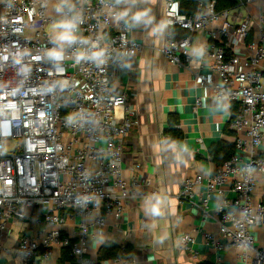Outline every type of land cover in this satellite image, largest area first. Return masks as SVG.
Here are the masks:
<instances>
[{
	"label": "built area",
	"instance_id": "2783aa9c",
	"mask_svg": "<svg viewBox=\"0 0 264 264\" xmlns=\"http://www.w3.org/2000/svg\"><path fill=\"white\" fill-rule=\"evenodd\" d=\"M51 1L56 14L50 13ZM0 8V252L15 253L26 264H44L61 246L69 248L78 264H99L88 254L90 225L80 224L75 238L65 235L63 211H103L91 226L96 236L107 214L121 217L138 196L141 164L128 166L130 177L123 166L135 112L126 91L112 81L115 71L128 68L142 50L133 37L132 10L116 0H0ZM164 16L169 27L165 58L187 66L195 56L189 34L208 30L212 42L202 56L219 82L201 73L196 81L237 106L230 123L237 151L213 174L186 177L179 195L190 199L205 184V193L193 202L202 217L213 216L223 240L241 250L238 264H264V154L259 153L264 139V31L247 45L253 52L242 55L239 46L256 23L253 19L231 20L229 9L217 10L215 0L201 2L195 15L181 12L179 0H165ZM215 22L220 27L209 31ZM59 24L65 28V42L48 31ZM181 30L188 34L181 36ZM245 149L251 151L246 160L238 154ZM226 186L234 197H226ZM212 193L222 197L213 215ZM157 194L154 190L150 196ZM11 219H31L39 228L4 246L1 239ZM253 227L262 229L261 243ZM206 238L216 250L224 248L216 235ZM193 241L185 233L178 248L188 249ZM117 260L130 264L124 257Z\"/></svg>",
	"mask_w": 264,
	"mask_h": 264
},
{
	"label": "crops",
	"instance_id": "0c3cea01",
	"mask_svg": "<svg viewBox=\"0 0 264 264\" xmlns=\"http://www.w3.org/2000/svg\"><path fill=\"white\" fill-rule=\"evenodd\" d=\"M116 1L132 10L135 27L133 37L142 44L141 52L131 65L117 69L112 80L114 85L126 91L128 105L135 112V124L125 139L123 166L125 176L130 177L132 173L128 166L141 164L137 172L140 180L136 187L138 196L128 202L121 217L114 213L107 214L106 224L96 236L91 226L97 218L105 215L103 211L84 215L64 210L67 221L62 233L75 238L80 224L90 225L92 233L88 240V254L97 261L102 245L112 242L129 246L126 259L130 264H198L204 261L238 264L241 250L223 240L215 218L204 219L201 209L193 204L205 193V184L197 186L190 199H181L179 195L186 177L199 173L206 176L215 172L222 162L215 159L214 148L221 142L235 145L237 136L230 127L236 104L216 98L211 88L203 87L196 81L197 73H201L219 82L218 75L210 68L208 58L202 56L212 38L208 30L189 34L194 58L187 66L170 63L162 52L169 33L164 16L165 0ZM51 4L50 13L56 14L55 2L51 1ZM229 18H251L256 22L238 50L242 55H250L253 51L247 45L258 40L264 31V23H261V20L264 21V0H238L236 6L229 9ZM219 27L220 22H215L209 31ZM179 33L181 36L188 34L184 30ZM231 51L229 49V53ZM198 100L201 101L199 105ZM175 131L181 134L180 139L174 137ZM259 153L264 154V139ZM238 154L246 160L251 156V151L245 149ZM257 177L259 179L260 175ZM154 190L158 194L151 197L150 193ZM225 193L228 198L235 195L229 186L225 187ZM255 194L259 200L261 184ZM210 198L209 212L213 215L222 197L212 193ZM153 207L158 208V214L152 211ZM38 228L31 219H11L8 231L1 239L2 245L13 246L23 236L30 234L32 229ZM253 230L257 242L261 243L262 229L253 227ZM185 233H191L194 241L188 249L180 250L179 240ZM206 234L216 235L224 248L216 250L208 242ZM65 249L56 246L51 257L41 262L67 264L68 261L63 263L61 259ZM98 262L120 264L117 258ZM0 264L26 263L15 253L0 252Z\"/></svg>",
	"mask_w": 264,
	"mask_h": 264
},
{
	"label": "trees",
	"instance_id": "16d2710c",
	"mask_svg": "<svg viewBox=\"0 0 264 264\" xmlns=\"http://www.w3.org/2000/svg\"><path fill=\"white\" fill-rule=\"evenodd\" d=\"M238 0H215V5L217 10L230 9L236 6ZM181 2V11L187 14H194L198 11L199 5L201 2L198 0H180ZM185 35V34H184ZM177 131L174 132V137L176 139L181 138V134H177ZM234 143L221 142L218 146L214 148V157L219 162H224L230 158L235 152ZM221 158V159H220ZM128 245L116 244L112 242H107L99 250L98 261L109 258H120L127 255ZM62 262L68 261L67 264H78L75 259L70 255L69 248L64 250L62 254ZM198 264H214L212 262L204 261Z\"/></svg>",
	"mask_w": 264,
	"mask_h": 264
},
{
	"label": "rangeland",
	"instance_id": "374dc122",
	"mask_svg": "<svg viewBox=\"0 0 264 264\" xmlns=\"http://www.w3.org/2000/svg\"><path fill=\"white\" fill-rule=\"evenodd\" d=\"M48 31L51 32V35L55 40L60 42L66 41L65 28L62 24L50 27L48 28Z\"/></svg>",
	"mask_w": 264,
	"mask_h": 264
},
{
	"label": "clouds",
	"instance_id": "9594fccd",
	"mask_svg": "<svg viewBox=\"0 0 264 264\" xmlns=\"http://www.w3.org/2000/svg\"><path fill=\"white\" fill-rule=\"evenodd\" d=\"M137 18H139V17H137ZM152 211H153L155 214H158V208L153 207Z\"/></svg>",
	"mask_w": 264,
	"mask_h": 264
}]
</instances>
